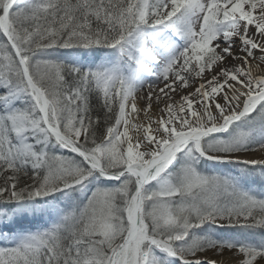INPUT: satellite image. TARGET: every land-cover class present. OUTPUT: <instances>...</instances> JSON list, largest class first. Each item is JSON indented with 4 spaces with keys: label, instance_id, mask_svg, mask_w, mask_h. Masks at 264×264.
I'll use <instances>...</instances> for the list:
<instances>
[{
    "label": "snow or ice",
    "instance_id": "6c2138e0",
    "mask_svg": "<svg viewBox=\"0 0 264 264\" xmlns=\"http://www.w3.org/2000/svg\"><path fill=\"white\" fill-rule=\"evenodd\" d=\"M0 264H264V0H0Z\"/></svg>",
    "mask_w": 264,
    "mask_h": 264
}]
</instances>
